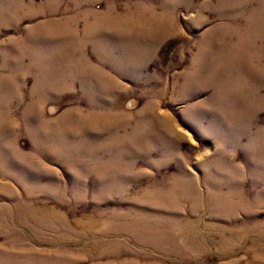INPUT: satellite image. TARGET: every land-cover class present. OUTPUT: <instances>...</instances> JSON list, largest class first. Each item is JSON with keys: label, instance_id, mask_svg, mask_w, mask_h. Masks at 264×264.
<instances>
[{"label": "rangeland", "instance_id": "374dc122", "mask_svg": "<svg viewBox=\"0 0 264 264\" xmlns=\"http://www.w3.org/2000/svg\"><path fill=\"white\" fill-rule=\"evenodd\" d=\"M0 264H264V0H0Z\"/></svg>", "mask_w": 264, "mask_h": 264}]
</instances>
